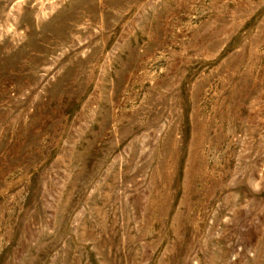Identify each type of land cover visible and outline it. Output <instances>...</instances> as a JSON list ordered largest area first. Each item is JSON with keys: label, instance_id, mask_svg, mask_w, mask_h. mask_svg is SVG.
I'll list each match as a JSON object with an SVG mask.
<instances>
[{"label": "rangeland", "instance_id": "1", "mask_svg": "<svg viewBox=\"0 0 264 264\" xmlns=\"http://www.w3.org/2000/svg\"><path fill=\"white\" fill-rule=\"evenodd\" d=\"M0 264H264V0H0Z\"/></svg>", "mask_w": 264, "mask_h": 264}]
</instances>
